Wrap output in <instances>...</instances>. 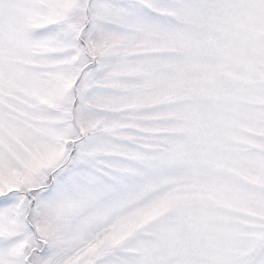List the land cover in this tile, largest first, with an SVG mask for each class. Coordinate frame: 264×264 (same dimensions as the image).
<instances>
[{
	"label": "snow or ice",
	"instance_id": "obj_1",
	"mask_svg": "<svg viewBox=\"0 0 264 264\" xmlns=\"http://www.w3.org/2000/svg\"><path fill=\"white\" fill-rule=\"evenodd\" d=\"M0 264H264V0H0Z\"/></svg>",
	"mask_w": 264,
	"mask_h": 264
}]
</instances>
